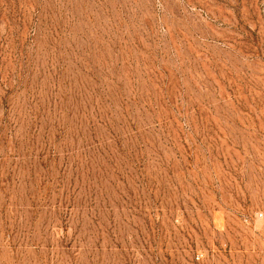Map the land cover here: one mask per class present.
I'll return each instance as SVG.
<instances>
[{
	"label": "rangeland",
	"instance_id": "rangeland-1",
	"mask_svg": "<svg viewBox=\"0 0 264 264\" xmlns=\"http://www.w3.org/2000/svg\"><path fill=\"white\" fill-rule=\"evenodd\" d=\"M0 264H264V0H0Z\"/></svg>",
	"mask_w": 264,
	"mask_h": 264
}]
</instances>
